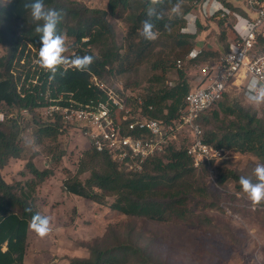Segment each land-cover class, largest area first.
I'll return each instance as SVG.
<instances>
[{
	"label": "trees",
	"instance_id": "obj_1",
	"mask_svg": "<svg viewBox=\"0 0 264 264\" xmlns=\"http://www.w3.org/2000/svg\"><path fill=\"white\" fill-rule=\"evenodd\" d=\"M2 1L0 0V110L2 107L9 111L13 110L10 108H15L14 111L18 113L26 109L33 115L35 109L46 103V89L49 90L47 99H55L62 94L72 95L82 105L103 101L105 94L91 83L92 75L101 81L109 76L129 73L141 65H148L149 70L154 73L146 80L147 87L143 88V92L137 94L142 103L140 113L165 124L177 118L186 95L193 90L186 66L201 60H215L221 54L201 50L196 56H190L197 37L203 30L198 18L194 34L181 32L185 26L184 17L200 11L204 0H164L163 4L156 6L157 16L152 18V22L158 36L154 41L145 40L142 35L143 22L148 16L147 5L140 3V0H107L105 9H88L69 0H44L47 7L63 12L57 30L67 36L66 42L69 40V48L74 52V55L66 57L71 59L91 55L94 62L86 72L61 68L55 79H49L50 73L41 72L37 77V84L30 85L28 89L23 85L17 92L23 68L28 65L27 62H19L24 47L30 43L39 50L41 34L35 31L37 25L24 8L27 0H11L10 3ZM220 1L231 12L239 14V10L230 2ZM177 3L181 5L180 12L173 13L171 8ZM108 17L122 20L126 24L120 45L115 41L114 28ZM229 18L230 16L221 18L216 13L207 19L208 23L216 25L224 52L228 51L226 34L232 26L227 22ZM93 49H96V53ZM252 52L264 53V35L256 36ZM14 60L22 68L21 72L15 70L17 77H14L12 71ZM170 70L175 72L172 80L166 77ZM35 76L36 73L31 77ZM28 77L30 75L27 73L25 80ZM124 90L132 91L130 88ZM226 94L201 113L196 121L202 129L203 141L229 153H249L264 161V107L258 117L256 111L243 106L238 97ZM131 102L129 99L127 104ZM35 116L34 122L40 124L38 141L44 137L41 133L53 137L54 131L59 130L60 124L57 121L49 122L36 114ZM212 123L213 127L209 128ZM19 134V114L17 119L0 124V171L10 159L20 157L22 147L18 140ZM189 143L187 137L177 136L168 143L163 153L146 160L139 172H126L105 153L97 152L89 146L79 158L75 173L63 180L62 187L67 193L109 207L125 217L153 222L172 220L186 225L192 222L194 224L193 219H196L195 224H204L207 220H198L193 213L194 209L204 210L214 203L210 197L208 199L207 187L203 181L204 176L207 177V167L205 164L199 169L193 167V159L187 154ZM223 163L224 161H219L214 165V180L219 185L229 179H238L230 170L217 174ZM48 173L49 171H41L36 173V177L43 180ZM85 173H88L87 177L81 180L80 176ZM27 188L20 189L6 183L0 173V264H23L28 228L32 216L40 213L33 203L34 186L31 183ZM108 196L114 197L110 204L106 203ZM190 203H194L192 209ZM84 247L89 256L86 259H73L69 264H125L130 256L131 259L140 258L143 261L141 264L150 262L143 249L130 244L121 245L112 251L101 250L89 244Z\"/></svg>",
	"mask_w": 264,
	"mask_h": 264
},
{
	"label": "rangeland",
	"instance_id": "obj_2",
	"mask_svg": "<svg viewBox=\"0 0 264 264\" xmlns=\"http://www.w3.org/2000/svg\"><path fill=\"white\" fill-rule=\"evenodd\" d=\"M69 1L88 9H105L107 3V0ZM227 1L236 7L240 14L250 19L254 18L255 15L250 11L246 0ZM194 13L201 22V28L208 29L209 37L203 38L205 43H208L206 45L217 49L218 54L224 52L216 25L213 22L208 23L200 11ZM238 19L241 18L238 16ZM108 20L114 28L115 41L120 45L126 24L112 17H108ZM234 21V17L227 19L230 25ZM260 29L264 35V21ZM204 35L205 32L199 34L196 44ZM66 44L68 51L65 55H69L73 52L69 48V40ZM31 49L28 48L29 55L33 49L36 50L33 45ZM93 51L96 53V49ZM13 63L12 71L14 77H17L15 70L21 72L22 68ZM197 64L186 66V73L193 89L200 85V75H203L197 69ZM23 69H26V66ZM26 71L29 75L35 73L31 67ZM152 73L154 72L149 70L148 65H141L129 73L109 76L101 81L104 86L118 93L126 92L124 89L130 88L132 90L130 94L137 96L139 92H143L144 87H147L146 80ZM166 77L174 79L175 72L168 71ZM245 84L246 81L243 82V87ZM243 87L240 90L233 87L226 95L238 97L243 106L254 109L258 117L261 116V109L264 106L256 107L251 102L248 103L242 94ZM1 111L8 112L9 109L2 107ZM38 112L37 108L33 115L29 114L20 119L18 137L22 147L20 157L10 159L0 171L4 181L16 185L17 188L28 189L27 185L32 183L35 188L34 206L40 210L41 215L47 216L50 220L51 231L44 238H39L31 228L28 230L27 264H69L76 258L86 259L89 256L84 247L86 244L109 251L121 245L138 246L147 253L149 264H264V203L254 209L239 184L241 176L257 182L254 169L258 163L264 161L249 153H225L226 156L220 160L224 163L222 168L219 167L217 174L230 170L238 179H229L223 185L216 184L215 172L213 180H210L207 170V177L204 176L203 181L207 187L208 199L210 197L214 204L204 210L194 209L193 212L198 220L202 218L207 220L204 224H195L197 220L193 218L194 224L192 222L186 225L172 220L153 222L143 218L125 217L110 210L109 207L81 199L63 189V180L75 173L79 158L90 145L81 131L71 128L56 130L53 137L41 133L44 137L38 141L40 124L34 122L35 114L39 116ZM210 127H213V123ZM31 139L35 140L34 148L27 146L26 142ZM41 171H49V175L43 180L36 177ZM87 175L88 173L83 174L80 179H85ZM113 200V196H108L106 203L110 204ZM193 204H189L191 209ZM136 261L137 264L143 263L140 258L131 259L130 256L125 264H136Z\"/></svg>",
	"mask_w": 264,
	"mask_h": 264
},
{
	"label": "built area",
	"instance_id": "obj_3",
	"mask_svg": "<svg viewBox=\"0 0 264 264\" xmlns=\"http://www.w3.org/2000/svg\"><path fill=\"white\" fill-rule=\"evenodd\" d=\"M246 2L255 15L252 19L250 17L238 19L235 13L217 0H205L202 3L200 10L203 16L210 17L219 13L221 18L235 17V22L229 29L228 51L221 53L215 60L200 61L196 65L203 74L200 75V85L195 86L186 95L176 119L162 124L142 116L140 113L142 103L137 96L127 91L118 93L107 88L93 75L91 83L105 94L103 101L82 105L72 95L62 94L55 99H47L49 90L46 89L44 93L46 103L38 108L39 116L49 122L57 121L60 124L59 130L71 128L81 131L90 147L97 152L105 153L126 172L141 171L146 160L163 153L170 141L179 135L187 137L190 140L187 154L193 159V167L198 169L205 164L210 180H213L214 165L226 156L227 151L223 148H214L203 141L202 129L196 122L199 115L222 99L229 89L234 87L240 90L244 81L246 84L243 87V97L248 103L249 83L257 80L264 85V53L252 52L256 36L263 34L260 27L264 21V0ZM187 15L195 17L192 14ZM26 46L19 62L20 64L27 62L28 65L20 77V83L17 84V92L23 85L28 89L30 85L37 84V77L44 72L35 63L39 50L33 49L29 55L28 48L31 49V45ZM200 52L201 50H194L190 56L194 57ZM69 55H74V52ZM1 56L0 49V58ZM16 60L13 65L18 63ZM29 67L34 70L36 76L33 78L32 74L25 80ZM129 99L132 100L131 104H127ZM17 114L20 115V119H24L29 115V111L22 109L17 113L14 110L10 112L0 110V124L17 119Z\"/></svg>",
	"mask_w": 264,
	"mask_h": 264
},
{
	"label": "clouds",
	"instance_id": "obj_4",
	"mask_svg": "<svg viewBox=\"0 0 264 264\" xmlns=\"http://www.w3.org/2000/svg\"><path fill=\"white\" fill-rule=\"evenodd\" d=\"M217 1L222 4L220 0ZM10 2L11 0H8V3ZM163 2L164 0H140V3L147 5L148 19L143 22L142 26V35L145 40L154 41L157 39L158 33L154 31L155 25L152 22V18L157 16L156 6L163 4ZM24 8L28 10L33 23L37 25L35 31L41 34V47L39 48L38 59L35 63L45 73H50L49 79H55L57 72L60 71L61 68L66 69L69 66L79 72H86L90 69V66L94 62L93 56H75L71 59L65 56V53L68 51L66 44L68 38L66 35L59 33L57 30L58 24L63 18L62 10L47 7L44 0H27L24 4ZM180 9L181 5L177 3L171 8V11L173 13H179ZM189 14H192L195 17L191 15H186L184 17L185 26L182 28V32L194 34L196 30L195 22L198 16L194 12ZM215 14L210 17H205L201 13L205 19H209ZM235 14L239 17H247L237 13ZM248 99L256 107L264 106V85H261L257 80L251 81L248 85ZM26 143L27 146L32 148L36 146L34 139L28 140ZM254 176L257 182L254 183L252 179L241 176L239 178V184L255 209L257 205L264 203V163H258L256 165L254 169ZM29 226L39 238L46 237L51 231L49 218L41 215L40 213H36L32 216Z\"/></svg>",
	"mask_w": 264,
	"mask_h": 264
},
{
	"label": "crops",
	"instance_id": "obj_5",
	"mask_svg": "<svg viewBox=\"0 0 264 264\" xmlns=\"http://www.w3.org/2000/svg\"><path fill=\"white\" fill-rule=\"evenodd\" d=\"M240 14V13H239ZM240 15H243V14H240ZM244 16V15H243ZM205 20H207V19H205ZM234 23V22H233ZM232 23V24H233ZM208 30V29H207ZM206 29H204V30H202L200 33L202 34L203 32H205V35H204V37H201V40H200V42L198 43V44H195L194 45V50H196V51H198V50H203V51H206V50H208V51H212V52H216V50H214V49H212L211 47H209L208 45H206V44H208V43H205V41L203 40V38H206L207 39V37H209L208 36V31H207ZM207 32V33H206ZM210 32V31H209ZM228 35H229V30H228V32H227V34H226V42H227V39H228ZM198 38V37H197ZM197 41V40H196ZM209 42V41H208ZM208 46V47H207ZM193 50V51H194ZM30 229V226H29V228H28V230ZM28 244V243H27ZM27 249H28V245L26 246V250H25V255H24V258H23V264H27V262H26V253H27Z\"/></svg>",
	"mask_w": 264,
	"mask_h": 264
}]
</instances>
